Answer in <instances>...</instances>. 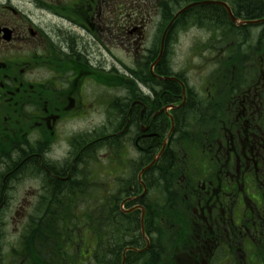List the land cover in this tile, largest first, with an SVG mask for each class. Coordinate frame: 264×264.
I'll return each instance as SVG.
<instances>
[{"label":"flooded vegetation","instance_id":"1","mask_svg":"<svg viewBox=\"0 0 264 264\" xmlns=\"http://www.w3.org/2000/svg\"><path fill=\"white\" fill-rule=\"evenodd\" d=\"M135 14L120 11V0H0V264H28L24 234L39 212L87 209L95 147L100 200L102 164L113 191L141 152L159 145L155 164L166 158L175 172L160 176L156 198L144 182L152 166L136 174L141 192L125 199L131 208L123 204L139 212L131 264H264V22L243 25L248 35L234 57L224 48L208 58L196 87L186 69L159 81L180 87L173 103L166 104L165 86L157 95L156 87L138 85L142 103L131 102V66L117 54L120 45L129 54L131 34L143 33ZM190 93L211 119L187 150L173 113ZM91 115L98 121L90 129L72 127ZM164 118L170 128L162 134ZM105 140L124 147L117 161L103 150ZM167 193L176 203L165 201ZM151 198L165 211L145 226L140 202L151 206ZM87 258L84 244L80 264Z\"/></svg>","mask_w":264,"mask_h":264},{"label":"trees","instance_id":"2","mask_svg":"<svg viewBox=\"0 0 264 264\" xmlns=\"http://www.w3.org/2000/svg\"><path fill=\"white\" fill-rule=\"evenodd\" d=\"M208 0H163L159 3L160 23L158 27V38L149 48L145 50L143 56L137 60L134 67H131V102L139 100L146 103V99L138 90V85H152L158 90L160 95L165 86L166 104L173 103L180 94V87L174 83H162L153 78L150 74V66L157 58L159 52L160 38L165 28L173 20L177 11L184 6ZM227 3L233 16L240 21L250 22L264 19V0H218ZM264 30V24H261ZM250 26H236L229 19L225 9L219 5H200L192 7L181 15H179L168 29L164 42V51L161 61L154 69L157 76H180L173 74V66L171 64V47L175 42L176 35L179 30L187 31L196 28L204 31L207 38L201 43L194 44L192 51L194 57L200 56L202 61H207L214 53L220 49L226 48L233 57L241 51V45L245 42L247 34L245 30H249ZM264 32V31H263ZM243 38V39H242ZM264 52V45L261 49ZM121 86L123 84H120ZM125 86V85H123ZM160 89H162L160 91ZM160 96L156 97V103H160ZM163 99V98H162ZM189 102V103H188ZM188 104L183 109L173 113L174 132L178 140L184 138V149H190V138L192 133L197 130L196 137L202 128L211 119V115L199 111L196 104L193 103V95L188 96ZM203 108V106L201 107ZM137 109V106H136ZM204 109V108H203ZM165 123L162 130L165 134L169 130L170 123L164 118ZM163 121V122H164ZM143 147V146H142ZM105 152H109V160L113 162L118 160L124 147L114 141L108 143L105 140L102 144ZM160 145L151 151L141 152V160L131 170L127 168L126 175L118 180L115 189H107L104 182V189L99 200L97 192L100 190L95 186L97 174L90 168L92 164L98 163L96 155L99 150L94 148L93 153H89V188L87 195L89 198L88 207L82 209H56L53 211L39 212V216L31 218V224L27 231V237L23 240V250L27 255L28 264H80V249L84 244L87 249L91 250L87 258V264H121L122 253L125 249V263L131 264V246L140 238L139 212L128 213L121 209V203L126 198L138 195L141 192L136 178V174L142 166H148L153 160L155 149H159ZM168 154V150L165 151ZM169 159V158H168ZM170 160V159H169ZM166 161V158L158 160L157 164L145 174L146 179L154 173L155 181L149 182L144 179L148 190L153 191L151 194L156 198L159 188L160 176L164 171L175 172V165ZM95 168V167H94ZM106 169V166L104 167ZM126 169V167H125ZM103 175H106L105 173ZM153 183V184H152ZM169 187L170 183L168 182ZM133 188L134 193L128 194V189ZM74 196L72 195V200ZM168 203H176L175 194L167 193L165 201ZM74 201H72L73 203ZM159 203L156 199L151 198V206L145 200H141L140 204L144 207L146 214L144 217V225H151V220L161 219L165 210L155 206ZM148 203V204H147ZM131 202L126 204L125 209L131 208ZM158 208V209H157ZM157 209V210H155ZM156 225V222L154 223ZM89 253V252H88ZM143 262L144 258L141 259Z\"/></svg>","mask_w":264,"mask_h":264},{"label":"rangeland","instance_id":"3","mask_svg":"<svg viewBox=\"0 0 264 264\" xmlns=\"http://www.w3.org/2000/svg\"><path fill=\"white\" fill-rule=\"evenodd\" d=\"M162 1L163 0H120V11H131L132 14L136 13L135 18L137 23L143 22L142 26H144L142 31L143 33L139 34L138 31H135L133 34H131L135 44H133L131 41V50L129 54L124 50L122 45L119 46V51L117 54L119 60L123 64L134 67V59L136 58L135 62L139 60L142 57L144 50L156 42V38H158L157 30L160 23L159 3ZM144 15H147L148 18H143ZM206 38L207 34L204 31L196 28H191L187 31L179 30L176 35L175 42L171 47V64L173 66V70L177 72L178 70L186 69V74L189 79L188 82L192 87H196L198 85L201 79L200 77H203V75L207 73L208 69L207 61H202L200 56L194 57L195 55L192 51V48L194 44H198V42L201 43ZM113 53L115 52L113 51ZM97 121L98 116L91 115L88 116L85 123H77L72 127L78 129L87 127L90 129L97 123ZM99 156L101 158L100 153L98 157ZM104 170L105 168L102 164V175L100 179L103 181V183H109L111 182V178L107 175H103L104 173L106 174V171ZM93 171L99 175L101 168H93ZM107 173H109V170ZM112 174L115 175L114 172H112ZM97 194L99 195L100 191L97 192ZM30 213V211L25 212L26 217L30 215ZM88 252V254H90L91 250H88Z\"/></svg>","mask_w":264,"mask_h":264},{"label":"water","instance_id":"4","mask_svg":"<svg viewBox=\"0 0 264 264\" xmlns=\"http://www.w3.org/2000/svg\"><path fill=\"white\" fill-rule=\"evenodd\" d=\"M200 5H219L221 7H223L225 9V11L227 12V15L229 16L230 20L236 24V25H242V24H255V23H259V22H238L236 21V19L234 18V16L232 15V12L230 10V8L228 7V5L224 2H219V1H202V2H195V3H191V4H188L187 6H185L184 8H182L181 10H179L177 12V14L174 16L173 20L176 19L180 14H182L183 12H185L186 10L192 8V7H195V6H200ZM173 20L171 21V23L168 25V27L166 28L163 36L161 37V42H160V50H159V55H158V58L156 59L155 63L151 66V73L153 74V67L154 65L159 61V59L161 58L162 56V53H163V49H164V39H165V35L168 31V29L170 28V26L172 25L173 23ZM264 21V20H263ZM159 80H162V81H167V80H175L174 78H160L158 77ZM183 93H184V90H183ZM155 162V160L149 165L151 166L153 163ZM148 166V167H149ZM147 167V168H148ZM124 263V257H123V262L122 264Z\"/></svg>","mask_w":264,"mask_h":264},{"label":"bare ground","instance_id":"5","mask_svg":"<svg viewBox=\"0 0 264 264\" xmlns=\"http://www.w3.org/2000/svg\"><path fill=\"white\" fill-rule=\"evenodd\" d=\"M127 87H128V85H127ZM130 91H131V89H130ZM26 237H27V233L24 234V239H25Z\"/></svg>","mask_w":264,"mask_h":264}]
</instances>
